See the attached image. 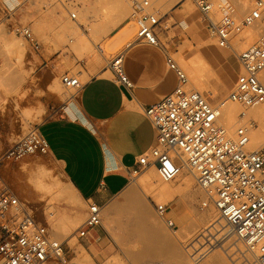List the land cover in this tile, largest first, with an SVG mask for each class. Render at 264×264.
<instances>
[{
    "label": "built area",
    "instance_id": "1",
    "mask_svg": "<svg viewBox=\"0 0 264 264\" xmlns=\"http://www.w3.org/2000/svg\"><path fill=\"white\" fill-rule=\"evenodd\" d=\"M133 33L121 47L109 52L104 43L94 44L96 53L104 57L116 80L131 86L123 71V53L138 40L150 45L161 41V12L156 0H125ZM203 20L216 45L230 48L239 71L225 98L214 101L208 94L190 87L184 70L172 54L166 63L176 72L178 83L169 93L144 108L155 130V144L138 156V169L154 167L158 178L171 181L185 166L193 175L203 199L201 208L212 206L224 219L228 232L244 245L255 264H264V111L252 114L249 108L264 102V29L245 47L235 46L234 37L264 16V0H240L245 9H215L214 0H190ZM75 12L69 16L75 18ZM15 31L29 41L33 49L39 43L27 25ZM61 82L67 89H78L77 73L65 72ZM189 85V86H188ZM226 100L238 105L236 119L226 124L222 106ZM256 127L263 129L261 138L252 140ZM255 143L257 145L255 146ZM48 144L37 127L13 141L1 154L7 163L26 154L46 153ZM158 216L169 227H176L167 217V202H154ZM102 207L87 201L85 215L75 230L82 237L87 229L101 223ZM51 211L28 208L13 189L0 179V264H83L66 255L65 239L54 241L50 224ZM199 257V256H198ZM196 257L195 259L197 260ZM198 261V260H197ZM132 264V263H126Z\"/></svg>",
    "mask_w": 264,
    "mask_h": 264
},
{
    "label": "crops",
    "instance_id": "2",
    "mask_svg": "<svg viewBox=\"0 0 264 264\" xmlns=\"http://www.w3.org/2000/svg\"><path fill=\"white\" fill-rule=\"evenodd\" d=\"M97 1L106 5L118 2ZM224 1V9H245L240 0ZM126 22L127 17L112 26L106 35H112ZM160 25L164 41L161 40L158 45H150L138 40L123 53V71L131 86L126 87L117 81L109 67L94 62L93 58H81L82 76H86L81 86L65 99L56 114L37 126L48 144L46 157L57 167L62 178V187L66 188L52 205L60 211L70 213L74 209L82 214L85 213L87 201L98 203L102 209L106 204L109 206L105 215L101 211V223L88 228L84 236H75L72 242L66 238V255L75 258L84 249L83 252L91 259L86 264H109L112 260V264H161L169 261L168 253L176 255L171 243L166 245L165 241L162 242L165 234L158 228L160 225H154V222L140 214L142 211L146 215L151 212L145 203L139 206L132 204L133 202L121 203L115 199L117 195L124 194L130 180L129 171L140 168L138 156L147 153L156 141L155 130L144 112L145 106L171 92L178 83L176 72L166 63V55H174L179 64L191 63L202 56L203 72L206 71L207 74H193L198 81L201 77L200 85L204 87L206 83L207 87L216 91L230 89L239 71L234 52L211 41L203 20L190 0H176L172 3L165 10ZM77 49L78 47L75 50ZM202 78L206 80L205 83ZM203 90L207 93L206 86ZM16 192L19 198L28 197L34 203L50 205L49 201L46 203L41 199L40 192L28 183L27 177L18 182ZM65 192H69V196H78L77 200H71V196ZM187 195L192 201L198 197L190 196V190ZM130 204L135 210L138 209L135 213L138 215H135L138 228L135 230L136 239L131 236L136 243L128 247L126 244L130 237H127L128 230L121 224L123 219L119 211L131 207ZM46 206L41 207L47 209ZM139 215H143L142 219ZM102 219H106L108 229ZM148 223L157 228L155 238L159 239L151 244L143 239L145 231H139L142 226V229L149 226ZM129 232H134L133 227H130ZM70 246L74 248L71 249ZM178 261L179 264H184L181 259ZM213 264L222 262L214 261Z\"/></svg>",
    "mask_w": 264,
    "mask_h": 264
},
{
    "label": "rangeland",
    "instance_id": "3",
    "mask_svg": "<svg viewBox=\"0 0 264 264\" xmlns=\"http://www.w3.org/2000/svg\"><path fill=\"white\" fill-rule=\"evenodd\" d=\"M175 1L176 0H156L155 5L161 7V12H164ZM217 1L218 0H215L216 5ZM14 2L15 0H0V35L2 36V38H9L12 33L16 34L24 41L26 52L25 56L22 57V62L16 60L15 57H12L9 60V62L11 63V68L0 79V103H2V105H0V156L13 141L26 134L27 131H29L31 128L37 127L46 118H49L52 115L56 114L57 111L61 108V105L63 104L65 99L72 95L75 89H66L61 82V75L63 73L68 72L74 74L78 72V74H81L79 75L80 81L83 82L86 76H82L83 69L80 66V64H82L83 62L82 59L93 58L94 62H98L100 65H105L104 57L96 53V51L94 50L95 43H104L105 49L107 48V51L112 52L121 47V45L126 40H128L129 37H131V34L134 31L132 27V32L127 39L124 37L125 40H122L124 39L122 38L119 41H116V43L114 42L112 44L111 40L120 33L119 30H122V28L119 27L112 35H106L112 26L128 16L129 7L125 0H123V4L125 5L124 12L125 14H127L123 15V12L118 13V19H112V16L110 17L111 12L113 11V14L115 12V6L113 7V9L112 3H115L116 1L110 3V5H106L102 2L100 3L97 0H16V2ZM221 5H223V2L221 3ZM126 6L128 7V10L125 9ZM192 6L194 7L193 4ZM215 8H217V6H215ZM70 11H74L76 13L75 18H71L69 16ZM262 22L264 23V16L262 21H258L256 24L251 25L250 27L243 28L242 31L234 37L235 39L241 36L243 40V44L237 45L239 46V48L245 47L253 40H255V38L260 33V30L264 29V25L262 24ZM77 23H80V28L88 35L90 39V41H88L85 38V41L88 42L84 43V45L81 46V49L79 50L71 48L72 42L70 41H74L76 37H78L77 35L80 34V31L76 26ZM35 24L38 25V31H40L39 33L43 37H41L34 29ZM168 24L169 23L167 22L166 25ZM18 25H27L30 27L39 43L37 49H33L29 41L26 40L19 32L15 31V27H17ZM251 31L253 32L252 34ZM117 32L119 33L117 34ZM245 37H247L248 39L246 40ZM42 39H46V41H43ZM164 39V37H161L162 41H164ZM211 41L213 42L212 38ZM235 42L236 40L233 42L234 45H236ZM64 55H68L69 57L67 59L69 60L67 64H65L66 61L64 59ZM7 62L8 60L5 59L0 52V66ZM179 66L183 69L181 65ZM196 85L199 86L198 83H196ZM200 87H202L200 89H204L202 85ZM208 90L207 93L204 90H202V92L208 94L214 101H216L225 98L229 91V88L223 92L218 90L216 91L212 87H209ZM38 161L40 162L42 167L46 168V170L50 172V177L53 176L52 179L50 178L51 180H62V178L59 176L57 167L51 161H49V159L46 157V153L26 154L20 159L8 161L7 163L0 160V179L6 182L17 195L16 187L18 185V182L20 180H25L27 177V173L24 170L25 167L31 168L33 166L34 168H37L38 166L35 165V162ZM146 169H143L138 174H133V176L130 177L127 187L124 190V194L116 196L115 199L117 201L126 203L133 202L137 196L143 198L139 189L135 187L133 182L134 179L137 178ZM183 171L173 180L167 181L170 187L175 188L181 182L180 180H182L185 174L191 173L187 169H184ZM24 173L26 174L24 175ZM155 175L158 178L156 172ZM195 186L196 183L195 181H193L191 187ZM187 192L188 190L186 189L178 190L170 198V201L167 202L168 210L166 216L173 220L176 225V227L174 228L169 227L162 219V222H160L161 220L158 218V215L154 209V202L159 203L165 201L154 200L151 196L144 198L146 200L144 201L145 204L149 207L152 213L146 215V218L149 219L151 217L150 221L153 223L155 222V220L152 219H155L154 217L156 216V218L159 219L160 222V226L158 228H160L164 232L165 239L168 238L166 239V242L170 239L169 241L172 244L173 250L175 252L177 251L175 248L180 246L178 247L179 251H177L179 252V254L177 252L176 255L168 253L169 261H163L161 264H179L178 260L180 259L184 262V264H213L214 261L219 263L222 262V264H255L253 255L250 252L244 250V245L241 243V241L237 240L235 235H231V233L228 232V229H226L228 233H225L224 231L222 232L214 230V236H208L211 237L210 243L207 241H203L201 244L196 245V248H193L194 250L190 247L191 241L195 240L194 232H197L196 229L198 230L201 227L197 225L199 224L197 221H195V223H192L194 221L193 218H195V215L197 214L196 211L200 212L204 208H201L200 206V202L203 199V196L198 195L197 200L192 201L189 199V197H187ZM40 197L46 203L49 201V195L47 194H41ZM20 199L24 201L28 208H32L34 211L40 212L42 209L41 206H46V204H41L39 202L34 203L28 197ZM46 208L48 209L49 206H46ZM133 209L134 207L131 206L119 211L122 214L121 217L123 219V222H121V224L124 225L125 229L128 230L127 237H130V240L127 241L126 244V246L128 247L136 243L135 241H132V238L136 239L137 236L135 231V209ZM57 212L59 213L61 211L57 210ZM216 212L217 211L214 208L211 209V214L217 216L218 214ZM83 218L84 213L81 216L79 223L83 220ZM190 219H192L193 221H191ZM188 225H192L191 227H195L196 229H193L192 231V228H190V226L188 227ZM130 227H133L134 229V232L132 234H130L129 232ZM151 227L153 226H145L143 229L141 228L140 231L144 233V231H148L147 229H150ZM76 228L77 227L73 228V230L70 232L71 235H75ZM155 229V232L157 234V228L155 227ZM51 233L54 238V234L52 231ZM145 234L143 239L148 244L159 240L155 238L154 235L151 236ZM214 237L216 238L214 239ZM175 239L176 241L178 240L177 242L180 245H177ZM65 240L66 241L64 242V244L68 246L67 239L65 238ZM236 242H238L241 249L235 247ZM70 248L72 249L74 247L70 246ZM229 248H231L232 252L227 253L228 250L230 251ZM236 250L239 251L235 252ZM241 250L244 252H242ZM185 252L187 253V256L185 255ZM245 253L246 256L244 257ZM188 254L190 255V257ZM248 254H250V256ZM196 257H198V261L195 259ZM81 263L86 264L85 260Z\"/></svg>",
    "mask_w": 264,
    "mask_h": 264
},
{
    "label": "bare ground",
    "instance_id": "4",
    "mask_svg": "<svg viewBox=\"0 0 264 264\" xmlns=\"http://www.w3.org/2000/svg\"><path fill=\"white\" fill-rule=\"evenodd\" d=\"M218 1H219V3H218ZM217 1V5H216V2H215V0H214V5L215 6H217V8H215L218 12H221L223 9H224V7H225V5H226V3H225V1L224 0H218ZM223 2V5H221V3ZM15 3V2H14ZM110 5V4H109ZM113 5V6H112ZM112 8L115 6V12H114V14L112 13L113 11L112 10H110V11H112L111 12V15H110V17L112 16V19H114V18H117L118 19V17H117V14L118 13H121V11H122V9H124V4H123V0H118V2H115V3H112ZM162 6H164V5H162ZM110 7V6H109ZM128 7L126 6V10H128L127 9ZM161 8V7H160ZM111 9V8H110ZM124 11V10H123ZM122 11V12H123ZM123 15H126L125 14V12H123L122 13ZM122 15V16H123ZM75 17H76V14H75ZM120 18H121V16H120ZM80 24V23H79ZM79 24L77 23V27H78V29H79V31H80V34L79 35H77L78 37H76V39L74 40V41H72V40H70L72 43H71V48H77L78 47V49L77 50H79V49H81V46H83L84 45V43H86V42H88V41H90V39H89V37H88V35L80 28V26H79ZM262 24L264 25V23L262 22ZM132 27H133V25H132V22L131 21H128V22H126V23H124L123 24V26H121V28H122V30H119L120 31V33L119 32H117V36L115 37V38H113L112 40H111V44L112 43H116V41H119L120 39H122V38H128L129 36H130V34H131V32H132ZM259 27H261V26H259ZM259 27H257V28H259ZM253 28V27H252ZM34 29L37 31V33L41 36V37H43L39 32L40 31H38L39 30V27H38V25L37 24H35L34 25ZM249 29H251V28H249ZM256 29V28H255ZM254 29V30H255ZM253 30V31H254ZM249 33V32H248ZM253 32L251 31V34H252ZM250 34V33H249ZM250 34V35H251ZM132 35V34H131ZM247 35V34H246ZM244 36V35H243ZM88 40V41H85L86 39ZM125 38L124 39H122V40H125ZM244 38V37H243ZM246 38V40L248 39L247 37H245ZM115 40V41H114ZM236 40V45L235 46H237V45H239V44H243L242 42H243V40H242V38H241V36H239V38H235L234 40H233V42ZM85 41V42H84ZM113 41V42H112ZM245 43V42H244ZM118 44V43H117ZM67 46H68V44H67ZM66 46V47H67ZM67 49V48H66ZM65 49V50H66ZM107 49V48H106ZM0 52H1V54L3 55V57L5 58V59H7L8 60V62L7 63H5V64H2L1 66H0V79L8 72V70L11 68L10 66H11V63L9 62V60L12 58V57H15L16 58V60H18L19 62H22L23 60H22V57L23 56H25V52H26V47H25V43H24V41L19 37V36H17L16 34H14V33H12L11 34V36L9 37V38H2V36L0 35ZM199 53V52H198ZM200 54V53H199ZM177 57H178V55H177ZM202 57V56H201ZM201 57H199V58H197V59H195V60H193V61H191V63H189V62H183L182 64H179V65H181L182 67H183V69H184V71H185V73L187 74V78H188V82H189V84H190V86L191 87H193V88H195V89H198V90H200V91H202L203 89H200V88H202V87H200L201 85L199 84V81H201L200 79H201V77L200 78H198L199 79V81L197 80V78H196V76H195V74H193V72L194 73H196L198 76H199V74L201 75V74H203V75H206L207 73H205V72H203L204 71V62H203V60H202V58ZM69 57H68V55H64V59H65V64H67V62H69V60H67ZM25 59V58H24ZM209 68V67H208ZM205 70H206V68H205ZM208 70H210V69H208ZM208 70H207V72H208ZM263 72H264V68L262 69V75H263ZM205 73V74H204ZM77 74H78V72H77ZM195 76H193V75ZM197 76V77H198ZM204 77V76H203ZM193 78V79H192ZM263 78H264V76H263ZM217 80V79H216ZM202 81L204 82H206V80L204 79L203 80V78H202ZM218 81V80H217ZM204 82V83H205ZM196 83H198L200 86H197L196 85ZM219 83H221V82H219ZM205 86L207 87V84L205 83ZM205 86H204V88H205ZM209 88V87H208ZM208 88H206V90H208ZM67 89V88H66ZM210 90V89H209ZM208 90V91H209ZM210 92H212V91H210ZM211 94V93H210ZM0 105H2V103H0ZM262 111H264V102L263 103H261V104H257V105H254V106H252V107H250L249 108V112L250 113H254V114H256V116L257 115H260V113L262 112ZM237 113H238V105L236 104V103H233V102H231V101H229V100H226L225 102H224V104H223V106H222V117L224 118V120H225V123L226 124H231V123H233L234 121H235V119H236V115H237ZM262 134H263V129L262 128H260V127H256L255 129H254V131H253V136H252V140H254L255 142H257L260 138H261V136H262ZM257 145V143H255V146ZM29 163V162H28ZM27 165V164H26ZM29 165V164H28ZM35 165H37L38 167L36 168H34L33 166L31 167V168H26L25 167V171H26V173H27V180H28V183H30L38 192H40L41 194H47V195H49V202H50V205H49V210L51 211V215H50V218H51V221H50V224H51V228H52V232H53V234H54V238H53V240L54 241H60V240H62V239H65V238H67V239H71V242H72V240H74L75 239V235L74 234H70V232L73 230V228H75V227H77L78 226V224H80L79 223V220H80V218H81V216L83 215L80 211H77V210H72L70 213H68V212H66V211H61V212H57V208L55 207V206H53L52 205V203L57 199H59L58 197H60L61 195H62V190L64 191V189H66V188H63L62 186V181L61 180H55V179H53V180H51L52 179V177H50V172H48L47 170H46V168H44V167H42L41 166V164H40V162L38 161V162H35ZM184 169H187L185 166L181 169V171L179 172V174L178 175H180L181 173H182V171L184 170ZM188 170V169H187ZM24 171V172H25ZM186 171V170H185ZM184 172V171H183ZM26 173H24V175L26 174ZM185 174V173H184ZM177 175V176H178ZM176 176V177H177ZM182 176H183V174H182ZM156 177V175H155V172H154V167H149V168H147L146 170H144L137 178H135L134 179V185H135V187H137L138 189H139V191H140V193H141V195H142V197L143 198H141V197H136L135 199H134V201H133V203L132 204H134V203H136V204H139V206L140 205H142V204H144L145 202L144 201H146L144 198H147V197H149V196H151V197H153V199L154 200H162V201H165V202H168V201H170V198L173 196V194L174 193H176L178 190H181V189H186V190H190V192H192V195H190V196H197V195H201V196H203L202 195V193H201V191H200V189L197 187V185L195 186V187H191L192 186V184H193V181H195L194 180V177H193V175H192V173H190V174H185L184 176H183V178H182V180H180L181 182L175 187V188H172V187H170L169 186V184L167 183V181H162V180H160V179H158L157 177ZM51 178V179H50ZM64 183V182H63ZM133 185V184H132ZM64 186H65V183H64ZM63 188V189H62ZM68 190H69V188H68ZM70 191V190H69ZM129 191V190H128ZM135 192V191H134ZM66 194H68V196H69V192L67 193V192H65ZM131 193H133V192H131ZM77 194V193H76ZM71 196V200H77V197L78 196H75V195H70ZM69 196V197H70ZM132 196V195H131ZM189 196V195H188ZM187 196V197H188ZM193 196V197H194ZM46 197V196H45ZM68 197V198H69ZM191 198V197H190ZM67 199V198H66ZM65 199V200H66ZM69 199V200H70ZM193 199V198H192ZM149 200V199H148ZM197 200V199H196ZM194 201V200H193ZM79 202V201H78ZM77 202V203H78ZM81 203V205H83L82 204V202H80ZM85 204H86V202H85ZM135 204V206H137ZM131 205V204H130ZM132 206V205H131ZM142 207V206H141ZM144 207V206H143ZM146 207V206H145ZM109 208V206H107V204H106V206H104L103 207V209H102V214H104L105 215V213L107 212V209ZM137 208H139V207H137ZM57 209V210H56ZM135 209V208H134ZM133 209V210H134ZM211 209H213V207L210 205V206H208L207 208H204V209H202V211H200V212H198V211H196L197 212V214L195 215V218H193L194 219V221L192 220V219H190L191 221H193V223H195V221H197L199 224H197L198 226H201L198 230L194 227V228H192L190 225H188V227L190 226V228H192V231H193V229H196V231L197 232H194L195 233V235H194V241H191V243H190V247L193 249H195L196 248V245H199V244H201L203 241L204 242H209L210 243V241H211V237H213L214 236V230L215 231H224L225 233H228L227 232V228H226V224H225V221H224V219H222L221 217H219L218 215L216 216V215H214V214H211ZM138 210V209H137ZM141 210V209H140ZM145 210H147L146 208H145ZM198 210V209H197ZM59 211V210H58ZM137 211L135 210V213H136ZM148 212V211H147ZM140 212H138V214H139ZM146 212H143L142 211V213H140V214H143V215H141V216H143V217H147V216H145L146 214H145ZM148 213H151V212H148ZM217 213V212H216ZM152 214V213H151ZM84 215H85V213H84ZM135 215H137V214H135ZM138 216V215H137ZM140 216V215H139ZM140 216V218L142 219V217ZM155 216V215H154ZM150 217V216H149ZM153 217V216H152ZM151 218V217H150ZM149 218V219H150ZM155 219H152V220H155V224L154 225H158V224H160V222H162V220L164 221V219H162L160 216H158V218L161 220L160 222H159V219H157L156 218V216L154 217ZM107 220H108V218H106ZM106 219H102V222L105 224H103L104 226H106ZM139 219V218H138ZM136 220V219H135ZM189 220V221H190ZM137 221V220H136ZM150 221V220H149ZM196 222V223H197ZM111 223V222H110ZM137 223V222H136ZM164 223V222H163ZM146 225V224H145ZM148 225L150 226L151 224H149L148 223ZM161 225H163V224H161ZM207 225V226H206ZM72 226H73V228H72ZM142 226V225H141ZM194 226V225H193ZM107 227V226H106ZM137 227V226H136ZM143 227V226H142ZM141 227V228H142ZM145 227V226H144ZM138 228V227H137ZM141 228L139 229V231L141 230ZM154 229H152V227H151V231L149 232V231H147V232H145V233H147V234H149V235H154V237L157 235L156 234V229H155V227H153ZM190 228H188V229H190ZM107 229H108V227H107ZM109 230H110V227H109ZM108 230V231H109ZM138 230V229H137ZM147 230H150V229H147ZM111 231V230H110ZM109 231V232H110ZM191 231V230H190ZM181 232V231H180ZM112 233V232H111ZM139 233V232H138ZM137 233V234H138ZM141 233H143V232H141ZM140 233V234H141ZM144 233V234H145ZM186 233V232H185ZM191 233V232H190ZM113 234V233H112ZM180 234V233H179ZM113 235H116V234H113ZM146 235V234H145ZM174 235V234H173ZM209 235H211V237H208ZM227 235V234H226ZM232 235V234H231ZM139 236V235H138ZM143 236V235H142ZM178 236V235H177ZM184 236H188V235H184ZM192 236V235H191ZM234 236V235H233ZM53 237V236H52ZM115 237V236H114ZM117 237V236H116ZM175 237V236H174ZM231 237V236H230ZM113 238V237H112ZM181 238H183V237H181ZM216 237H214V239H215ZM113 239H115V238H113ZM166 239H168V238H166ZM166 239L164 240H162V242L163 241H165V244L166 245H168L169 243H170V239L169 240H167V242L169 241V243H167L166 242ZM178 239V238H177ZM189 239H191V238H189ZM232 239V238H231ZM116 240V239H115ZM114 240V241H115ZM174 240V239H173ZM66 241V240H65ZM69 241V240H68ZM175 241H176V239H175ZM178 241V240H177ZM176 241V242H177ZM180 241V240H179ZM230 241V240H229ZM116 242V241H115ZM118 242V241H117ZM70 243V242H69ZM119 244V243H118ZM117 244V245H118ZM121 244V243H120ZM179 243L177 242V245H178ZM180 245V244H179ZM170 246H172V244L170 245ZM225 246V245H224ZM167 247V246H166ZM178 247H180V246H178ZM178 247H176L175 249L177 250V251H179L178 249ZM235 247L236 248H239V249H241V247H240V245L238 244V242H236L235 243ZM234 247V248H235ZM163 248V247H162ZM171 247H169V249H170ZM185 248V247H184ZM232 248V247H231ZM231 248H229L230 249V251L228 250L227 251V253L228 252H232L231 251ZM168 249V248H167ZM183 249V248H182ZM193 249V250H194ZM233 249V248H232ZM84 250V249H83ZM83 250L81 249V251H82V253L80 254V255H78L77 257H75L77 260H79V261H81L82 259H84V260H86L85 262H87V261H91V259H90V257L85 253V252H83ZM164 250V249H163ZM171 250H172V248H171ZM186 250V249H185ZM234 250V249H233ZM245 250V249H244ZM166 251V250H165ZM176 251V252H177ZM182 251H184V250H182ZM187 251V250H186ZM192 251V250H191ZM190 251V252H191ZM226 251V250H225ZM237 251H239V250H236L235 252H237ZM242 251V250H241ZM173 252V251H172ZM189 252V253H190ZM242 252H244V251H242ZM178 254H179V252H177ZM181 253V252H180ZM224 253V252H223ZM191 254V253H190ZM183 255H184V252H183ZM185 255L187 256V253L185 252ZM189 255V254H188ZM226 255V254H225ZM242 255V254H241ZM249 256H250V254H248ZM248 255H247V257H248ZM180 256V255H179ZM246 256V253L244 254V257ZM189 257H190V255H189ZM74 258V259H75ZM75 259V260H76ZM184 259V258H183ZM244 259V258H243ZM249 259V258H248ZM84 260H82V261H84ZM254 260V259H253ZM81 261V262H82ZM107 262H109V260L107 261ZM112 262H113V260H112ZM112 262L111 263H109V264H112ZM115 262H116V259H115ZM115 264V263H114ZM118 264V263H117Z\"/></svg>",
    "mask_w": 264,
    "mask_h": 264
}]
</instances>
